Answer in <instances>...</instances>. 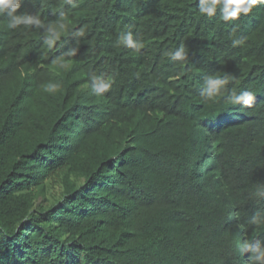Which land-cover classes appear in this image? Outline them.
<instances>
[{"label":"trees","instance_id":"obj_1","mask_svg":"<svg viewBox=\"0 0 264 264\" xmlns=\"http://www.w3.org/2000/svg\"><path fill=\"white\" fill-rule=\"evenodd\" d=\"M199 3L23 0L17 14L64 18L52 47L0 16V264H254L241 245L264 242V3L235 21ZM181 46L184 61L165 55ZM93 75L110 90L93 94ZM208 76L253 106L205 100Z\"/></svg>","mask_w":264,"mask_h":264},{"label":"clouds","instance_id":"obj_2","mask_svg":"<svg viewBox=\"0 0 264 264\" xmlns=\"http://www.w3.org/2000/svg\"><path fill=\"white\" fill-rule=\"evenodd\" d=\"M23 0H0V16L6 15L7 28L17 29L21 25L34 26L36 28H43L47 33L46 43L49 47H52L56 40L60 36L68 31L67 24L64 22V18L55 25L46 26L39 16L22 13L17 14V10L21 7ZM72 4L73 0H67ZM264 3V0H200L199 12L201 15H206L211 18L215 16L217 9L222 13V19L224 21H235L241 17V14L247 16L253 12V9L258 4ZM75 6V5H74ZM77 36L84 35L83 29L73 33ZM121 42L128 48L139 51L144 47L143 43L134 39L133 35L129 32L121 37ZM243 44V40L235 39L232 41L233 47ZM68 56L75 55V50L68 51ZM165 55L170 56L173 60L184 61L187 53L183 46L177 49L175 52H167ZM90 88L91 92L96 96H101L108 92L111 88V82L95 75L91 76ZM229 77L217 78L214 76H208L205 78L204 87L201 95L205 100L214 101L217 97L224 96L226 92H229L227 85L229 83ZM58 84H49L46 88L48 92H55L58 89ZM256 94L252 91L244 90L239 93L235 89H232L227 96V100L232 105H242L245 108H251L254 104ZM257 195L264 197V186L258 190ZM256 217H253L252 223H257ZM242 252H250V259L254 261V264H264V242L257 241L255 244L244 241L241 245Z\"/></svg>","mask_w":264,"mask_h":264},{"label":"rangeland","instance_id":"obj_3","mask_svg":"<svg viewBox=\"0 0 264 264\" xmlns=\"http://www.w3.org/2000/svg\"><path fill=\"white\" fill-rule=\"evenodd\" d=\"M51 191L52 192H55L56 194L58 193H60L61 192V185H60V183H58V182H55L53 185H52V187H51ZM50 194L48 193V195L47 196H49ZM41 201H44V202H46V198H44L43 196H41L39 199H38V202H41Z\"/></svg>","mask_w":264,"mask_h":264}]
</instances>
